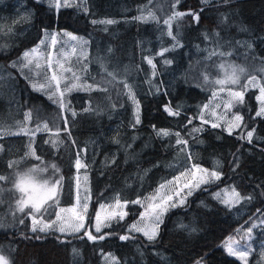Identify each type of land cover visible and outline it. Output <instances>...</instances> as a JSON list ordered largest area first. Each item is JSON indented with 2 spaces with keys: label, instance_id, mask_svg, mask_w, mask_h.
I'll return each instance as SVG.
<instances>
[{
  "label": "trees",
  "instance_id": "trees-1",
  "mask_svg": "<svg viewBox=\"0 0 264 264\" xmlns=\"http://www.w3.org/2000/svg\"><path fill=\"white\" fill-rule=\"evenodd\" d=\"M177 11L185 15L173 19ZM3 19L8 21L0 33L10 31L16 39L0 52V75H10L0 84V174L26 155L56 160L71 203L74 165L82 159L91 177L92 211L102 203H129L124 219L95 240L84 232H33L27 221L13 225L0 232V253L8 264H105L106 254L115 264H242L219 245L254 217L264 218V116L256 115V90H249L242 103H234L233 113L243 119L231 134L199 121L212 94L196 79L194 66L209 56L225 62L233 51L264 64V0H84L62 8L51 1L0 0ZM45 31L101 38L102 52H114L117 79L62 98L56 90H37L15 63ZM166 106L179 115L169 116ZM175 133L186 144H177ZM190 166L217 169L220 178L169 211L155 240L128 234L141 213L133 203ZM228 186L245 199L233 208L212 197ZM263 233L257 232L247 264H264Z\"/></svg>",
  "mask_w": 264,
  "mask_h": 264
},
{
  "label": "rangeland",
  "instance_id": "rangeland-1",
  "mask_svg": "<svg viewBox=\"0 0 264 264\" xmlns=\"http://www.w3.org/2000/svg\"><path fill=\"white\" fill-rule=\"evenodd\" d=\"M36 1H51L53 5H56L57 2L61 5L67 3L74 6L81 5L84 0ZM62 7L64 6L59 8ZM8 20L3 19L0 21V31L3 30V25H5ZM13 37H15V34H12L10 31L0 33V52H4L9 48L8 44L16 39ZM53 37L55 38V43H53ZM71 37H76V39H72ZM41 41L44 43H41ZM102 46L103 40L94 36L86 39L66 31H60L59 33L56 31H45L38 43L31 49L25 51L31 53L33 49L38 50L30 57L33 63L25 67L27 61L24 59V52L15 64L17 66L16 68H18L23 75L31 76L34 82L32 83L33 87L48 95L54 93L55 90L57 91L56 80L52 79L53 75H56L57 79L60 80L61 90L64 88L65 84L77 83L78 86L74 89L84 85L91 86L90 88L87 87V90L94 91L100 87L98 84H101L103 88L113 80L115 81L119 72L113 50L104 54L102 52ZM217 52L220 56L221 54L219 51ZM218 59L220 58L217 56H209L206 59H200V63L194 66V75L196 79L202 80L206 87H210L212 94L210 101L201 108L202 112L198 119L211 127L212 124L215 123L218 125L217 127H222L227 132L231 129V132H233L238 128L236 125L241 122L235 121L234 119V103L236 99L239 100L238 97L233 96L234 92H242L244 97L247 91L256 90V101L258 103L257 112L261 110L264 97L260 100H258L257 97L261 96V88H264V64L256 62L250 55L248 56L245 53L240 54L237 51L230 53V56L225 59V62L219 61ZM37 64L39 67L36 66ZM74 77H79V80L76 81ZM84 77H88L91 82L88 81V84H86ZM9 78L10 75L7 73L0 75V84H4L2 82L8 83ZM233 79H236L237 82L232 83ZM217 81H222V83H217ZM41 83H46L49 87L42 89L40 88ZM57 92L60 94V91ZM66 93L67 92H65V94ZM229 105L231 106L228 107ZM61 144H64L63 140H61ZM56 147L59 148V144H57ZM68 151L69 150H67V154ZM178 157H180V155H178ZM76 161L72 185L73 200L71 203H69L67 191L63 190L61 184L62 180H59L60 171H58L59 168L56 160L46 161L42 157L38 158L35 155H26L13 161L11 165L8 166L7 172L0 174V177H3V179H0V232L12 228L13 225H23L25 221L28 222L32 230L34 218L37 221L35 227L38 230L45 224H53V222H55L52 227L47 228L45 231H53L65 236L76 235L82 232L85 234V232H88L97 237L96 227L98 225L101 231L115 225L118 221V217L116 219H109L111 213L113 211L126 212L129 203L119 201L121 205L119 208L116 207L117 201L102 203L92 211L91 177L89 168H87L85 162L81 159L80 162L84 166L77 169ZM41 169H43V171H41ZM197 169L206 170L209 174L212 171H217L219 173L217 169L208 170L201 166H190L186 171L177 176L179 180L175 177L163 183L162 185H165V188L161 189V187H159L155 192L140 200L139 203H133L141 207V213L134 222L127 226L126 232L128 234H139L145 237L142 232L135 230L130 231V228L134 224L141 228L145 227V225H148L150 228L152 227L147 209L149 204L153 203L150 198L153 197L158 190L161 193L172 194L173 200L177 201L176 207H168V210L164 212L161 218L162 222L169 211L184 206L197 190L207 185L201 183L200 187L193 189L191 196H187L184 204L181 205L178 203L179 197L175 195L176 188H183L181 196L187 193L188 189L184 188V185L189 181H192L194 184L203 176V173L197 171ZM45 181H47L48 184H54L60 181V184L58 183V185H56L57 192L55 199L48 201V203L44 205L47 211L35 213L31 207H25L24 212H20L18 209V202L21 198L27 199L28 192H31L34 198L39 197ZM215 181L216 179H213L211 182ZM21 188L25 191L22 192ZM233 189L238 192L233 186H228L212 192V197L221 202L224 206L233 208L245 200L238 192L240 200L239 203H236L231 195ZM217 193L221 194L219 198L216 195ZM223 200H229V203L225 204L222 202ZM84 203L88 204L86 214L83 211ZM101 205L105 206L104 209H101ZM61 209H64V211H61ZM68 209H75L76 211L70 212L67 211ZM30 212L32 215L28 214ZM97 212L100 213L99 221L96 219ZM142 213H145L143 220L141 219ZM22 215L25 217H22ZM57 215L60 217L59 220H57ZM77 215L84 216V220L78 221L76 219ZM21 217L24 219L23 223L20 222ZM79 223H83L84 227L81 228L79 232H74L73 228ZM105 223H108L109 226H104ZM161 224L162 223H159V227ZM61 227L65 228L64 233L59 231ZM159 227L155 229L157 232L156 237L158 236ZM257 232H264V218L262 216H256L251 222H248V224L239 227L234 234L224 239L219 247L231 258L236 259L242 264H247L250 253L253 251L252 242L255 238H259ZM128 234L124 236H128ZM262 237H264V233ZM260 241L263 242L264 240ZM228 245H231L234 250L239 249L244 251L246 253L245 258L241 260L237 255H230L227 251ZM4 255L0 253V257H3V259L0 260V264H8V257L6 258ZM102 260L105 264L116 263V259L110 254L103 255ZM194 264H197V262ZM199 264L203 263L199 262Z\"/></svg>",
  "mask_w": 264,
  "mask_h": 264
},
{
  "label": "snow or ice",
  "instance_id": "snow-or-ice-1",
  "mask_svg": "<svg viewBox=\"0 0 264 264\" xmlns=\"http://www.w3.org/2000/svg\"><path fill=\"white\" fill-rule=\"evenodd\" d=\"M61 6L70 7L71 5L67 4V3L61 5L59 2H57L56 7L59 8ZM183 15H185V13L177 11L175 13V16L173 17V19L180 18ZM188 15H191L193 17V19H195L197 21L199 20V16L196 13H188ZM114 22L115 21H112V20H104V21H95V20H93L94 24L95 23L111 24V23H114ZM170 22H171L170 20L169 21H165V23H168V24H170ZM169 34H171V32ZM71 38L72 39H76V37H71ZM41 43H44V42L41 41ZM53 43H55V38L54 37H53ZM37 51H38L37 49H33L31 53L30 52H25L24 53V59L27 61V63L25 64V67H27L28 65H31L33 63V61L30 59V57L33 56ZM221 55H222V53H221ZM148 63L151 64L152 61L149 60ZM36 66L39 67L38 64ZM52 79L56 80V89H57V91H60L61 98L63 97L65 92H69V91H71L72 89H74V88H76L78 86L77 83L65 84L64 88L61 90L60 89V80L57 79L56 75H53ZM74 79L76 81H78L79 77H74ZM236 82H237L236 79L232 80V83H236ZM217 83H222V81H217ZM47 87H49V85L46 84V83H41L40 84V88H42V89L43 88H47ZM81 87H89L90 88L91 86L81 85ZM130 95H131V93H130ZM233 96L238 97L239 98V102H241V103L243 102V93L242 92H234ZM262 97H264V88H261V96L257 97V99L260 100V99H262ZM132 99L135 101L134 97H132ZM60 104H61V107L63 108L64 105H63V100L62 99L60 101ZM230 106L231 105H229L228 107H230ZM137 108H138V105H137ZM85 111H87V109H85ZM165 111L168 113L169 116H178L179 115L178 111L174 112L171 108H169L167 106L165 107ZM73 115H75V113H73ZM256 115L257 116H264V101H262L261 110L258 111L256 113ZM234 119H235V121H242L243 117L241 115L237 114V115L234 116ZM136 122L139 123L138 112H137V120H136ZM65 123L67 124V120H65ZM217 126L218 125L215 124V123L212 124V127H217ZM236 126L239 127V124H237ZM157 134L161 135V136H168V135H170V132L167 131V130H159L157 132ZM229 134H231V129H229ZM175 135L178 137V139L176 141L177 144H180V143H185L186 144V141H184V140L179 138V133H175ZM247 136L249 138V142H251L252 132L249 131L247 133ZM83 166L84 165L81 164L80 160L77 159V161H76L77 169H79V168H81ZM41 171H43V169H41ZM197 171L202 172L203 176L200 177L199 180L196 183H194V184H193L192 181H189L188 183H186L184 185V188L188 189L187 193H185L183 196H181V193L183 192V188H179V187L176 188L175 195L177 197H179V200H178L179 204H181V205L184 204L186 199H187V196H191L193 189L200 187L201 183L208 184L213 179L218 180L220 178L219 173L217 171H212L210 174L206 170H203V169H197ZM0 179H3V177H0ZM176 179L179 180V177H177ZM58 183H59V181L55 182L54 184H48V182L45 181L44 185L42 186V190H41L40 196L36 197V198L33 197L31 192H28L27 193V199L21 198V200L18 202L19 211L23 213L24 210H25V207H31L35 213H41L42 211H47V209L44 208V205L47 204L48 201L55 199L56 192H57L56 185H58ZM169 183H173V182H169ZM160 187H161V189H163L166 186L165 185H161ZM21 191L23 192L25 190L23 188H21ZM216 195L219 198L221 194L217 193ZM231 195L235 199V202L239 203V200H240L239 193L236 192L233 189ZM150 199L153 201V203L149 204L148 209H147V214L149 215L150 224L152 225V227L150 228L148 225H145V227L141 228V227H138L137 225L134 224V225L131 226L130 231L131 230L140 231V232L143 233V235L149 241H153V240H155L156 235H157V232H156L155 229H158L159 223H162V219L161 218H162L164 212H166L168 210V207H176L177 206V201L173 200V195L172 194H170V193H161L159 190ZM222 202H224L225 204H228L229 200H223ZM134 203H139V201H135ZM104 207H105L104 205H101V209H104ZM116 207H118V208L121 207L119 201H117ZM87 209H88V204L84 203L83 204V211H84L85 214L87 213ZM61 211H64V209H61ZM67 211L75 212L76 210L75 209H68ZM28 214L32 215L31 212L28 213ZM126 215H127V213L123 212V211H120V212L113 211L111 213V216H110L109 219H116L118 217L119 220H123ZM144 217H145V213H142L141 214V219L143 220ZM59 219H60V217H59V215H57V220H59ZM76 219L78 221H83L84 220V216L77 215ZM96 219L98 221L100 220V213L99 212H97ZM20 222L23 223V220H21ZM36 223H37V221L34 218V220H33L34 226H33V229H32L33 232L37 231V228L35 227ZM54 223L55 222H53V224ZM53 224H45L43 227H41L39 229V231H45L47 228L52 227ZM104 226H109V225H108V223H105ZM83 227H84L83 223H79L77 226H75L73 228V231L74 232H79L80 229L83 228ZM59 231L61 233H64L65 232V228L61 227L59 229ZM100 231H101V228L98 225L96 227V232L99 233ZM85 235H87L89 240L97 239V237L93 236L91 233L85 232ZM98 238L99 239H103L104 236L101 235ZM120 238L123 240V239H128L129 237L121 236ZM74 251H75V249H74ZM227 251L229 252L230 255H237L238 258L241 259V260H243L245 258V255H246V253L244 251H241L239 249H235L234 250L231 245L227 246ZM2 259H3V257H0V260H2ZM197 264H199V262H197Z\"/></svg>",
  "mask_w": 264,
  "mask_h": 264
}]
</instances>
